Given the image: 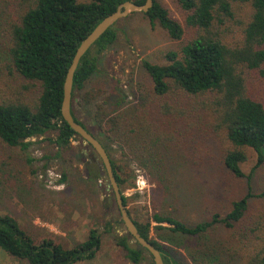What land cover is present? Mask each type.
<instances>
[{
  "label": "trees",
  "instance_id": "obj_1",
  "mask_svg": "<svg viewBox=\"0 0 264 264\" xmlns=\"http://www.w3.org/2000/svg\"><path fill=\"white\" fill-rule=\"evenodd\" d=\"M125 1L0 0V145L27 150L32 139L43 137L54 148L45 158L71 160L79 147L73 142L82 138L61 111L68 69L84 38ZM175 1L182 10V21L159 0H154L148 12H141L182 44L179 51L166 54L167 64L142 61L151 81L133 92H138L136 103L103 113L95 130L72 109L73 115L107 149L127 208L130 198L124 191L135 186V174L112 157L110 144L124 146L147 170L156 185L151 219L143 222L131 216L140 233L162 252L165 264L189 263L174 258L163 243L177 244V234L193 240L187 251L194 264H264V213L237 227L251 199L264 197V191L253 193L252 173L247 177L248 192L233 200L224 216L215 213L195 224L162 210L158 198L166 195V185L171 182L173 154L168 152L187 141L177 137L179 123L210 127L223 135L228 143L223 163L236 177L245 176L242 164L248 159V149L258 157L253 170L264 163V102L253 93V74L264 81V0ZM118 22L81 58L73 94L84 89L99 71L100 55L117 41ZM189 31L192 34L187 37ZM80 155L86 158L79 151ZM87 170L92 179L103 180L99 166L87 165ZM62 176L65 181L67 172ZM109 193L104 206L113 217L105 225L113 232L124 224L114 194ZM152 227L162 242L153 237ZM219 227L230 232L212 239L211 233ZM131 238L126 231L114 234L132 263L149 258L155 264L147 249ZM101 245L96 226L90 228L85 240L68 247L50 236L35 238L13 215L0 212V249L29 264H77L95 259Z\"/></svg>",
  "mask_w": 264,
  "mask_h": 264
},
{
  "label": "rangeland",
  "instance_id": "obj_2",
  "mask_svg": "<svg viewBox=\"0 0 264 264\" xmlns=\"http://www.w3.org/2000/svg\"><path fill=\"white\" fill-rule=\"evenodd\" d=\"M159 1L174 18L183 20L182 10L175 0ZM243 14L242 10L239 15ZM117 26V41L100 55L99 71L84 89L72 95L75 116L93 130L103 113L111 112L117 106L133 105L138 93L133 92L137 87L150 85L151 79L143 67V60L167 64L166 54L171 50L179 51L182 44L170 37L160 24H152L141 11L119 20ZM191 34L189 31L186 36ZM253 75L254 96L264 102V81L256 73ZM207 118L210 120L209 116ZM176 131L178 138L187 141L168 152L173 154V162L170 160L172 176L166 185V195H158L162 210L175 213L189 224L209 220L215 213L224 216L232 201L248 192L247 177L251 173L253 193L264 191V163L253 170L258 160L253 149L247 150L248 159L242 164L245 176L236 177L223 163L222 154L228 146L223 135L214 133L210 127L197 128L195 123H179ZM32 141L27 150L0 145V212L13 215L35 238L50 236L68 247L85 240L90 228L96 226L102 238L101 248L95 259L77 264H134L114 240V234L125 232V227L119 226L112 232L105 225L113 217L112 211L108 212L104 206L106 198L111 196L109 181L89 144L83 139L74 141L73 145L79 147L71 160L48 159L45 156L52 154V144L43 137ZM79 151L86 158L81 159ZM110 151L115 160L128 165L135 174V186L124 191L130 198L128 208L131 215L139 221L150 220L156 185L124 146L110 144ZM87 165L99 166L103 185L88 175ZM63 172H67L65 181H62ZM141 179L145 180L142 190L137 187ZM59 181L63 185L57 187ZM263 213L264 197L252 198L243 222L237 227ZM155 224L153 222V226ZM226 232L230 231L224 227L216 228L211 233L212 239L221 238ZM152 235L160 241L153 227ZM174 237L177 244L163 241L170 253L174 258L194 264L187 251L193 240L180 234ZM0 264L29 263L0 249ZM139 264L151 262L147 258Z\"/></svg>",
  "mask_w": 264,
  "mask_h": 264
},
{
  "label": "water",
  "instance_id": "obj_3",
  "mask_svg": "<svg viewBox=\"0 0 264 264\" xmlns=\"http://www.w3.org/2000/svg\"><path fill=\"white\" fill-rule=\"evenodd\" d=\"M154 5V0H146L142 5L137 4L133 0H128L121 3L117 9L103 18L96 27L84 38L73 57L72 63L68 69L65 84H64V98L62 102V115L67 123L74 131L81 136L85 143L90 144L97 153L98 159L102 162L103 168L108 177V189L113 192L120 219L123 221L125 231L129 233L132 242H137L147 249L149 255L153 258L155 264H165L162 252L148 239H146L139 231L134 219L129 213L123 199L119 183L117 181L111 157L102 144V142L94 136L86 127L79 123L72 112V94H73V80L75 71L84 54L95 44V42L106 33V31L115 25L119 20L129 16L136 11L148 12Z\"/></svg>",
  "mask_w": 264,
  "mask_h": 264
},
{
  "label": "built area",
  "instance_id": "obj_4",
  "mask_svg": "<svg viewBox=\"0 0 264 264\" xmlns=\"http://www.w3.org/2000/svg\"><path fill=\"white\" fill-rule=\"evenodd\" d=\"M61 185H63V183L59 181L56 186L60 187ZM137 187L142 190L145 187V180H143V179L139 180L137 182Z\"/></svg>",
  "mask_w": 264,
  "mask_h": 264
}]
</instances>
